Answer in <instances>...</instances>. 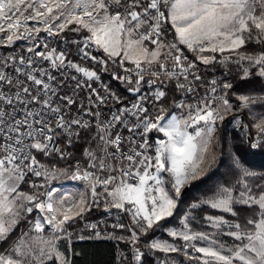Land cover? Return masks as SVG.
I'll use <instances>...</instances> for the list:
<instances>
[{"label":"snow or ice","instance_id":"obj_1","mask_svg":"<svg viewBox=\"0 0 264 264\" xmlns=\"http://www.w3.org/2000/svg\"><path fill=\"white\" fill-rule=\"evenodd\" d=\"M0 48V264H264V0H0Z\"/></svg>","mask_w":264,"mask_h":264},{"label":"trees","instance_id":"obj_2","mask_svg":"<svg viewBox=\"0 0 264 264\" xmlns=\"http://www.w3.org/2000/svg\"><path fill=\"white\" fill-rule=\"evenodd\" d=\"M216 73L222 74L223 69L216 68ZM211 73V71H210ZM243 82L239 80V78L234 79V84H242ZM242 90V89H241ZM119 91H122L120 88ZM231 117H228L221 131V136L227 135L230 142H234L235 147L241 151H243L246 146L239 142V131L233 128L230 123ZM245 158L249 161L251 165L254 166H262L264 165V149L254 150V151H246ZM226 170V162L225 167H221L220 172H224ZM211 181H206L204 184H199L197 187H194L191 191L188 192V195L185 199H188L192 195L198 194L200 189H203L205 186L210 184ZM100 213L93 212L91 218L94 219L99 216ZM75 247L78 251L82 253V255L77 259V264H113L116 245L112 241H104V240H90V241H77L75 242Z\"/></svg>","mask_w":264,"mask_h":264},{"label":"rangeland","instance_id":"obj_3","mask_svg":"<svg viewBox=\"0 0 264 264\" xmlns=\"http://www.w3.org/2000/svg\"><path fill=\"white\" fill-rule=\"evenodd\" d=\"M211 72H213V71H211ZM57 187L60 189L61 194H64V195L75 194L77 191L80 190V184H79V182L70 181V180H66V181H63L61 183H58L57 184Z\"/></svg>","mask_w":264,"mask_h":264},{"label":"built area","instance_id":"obj_4","mask_svg":"<svg viewBox=\"0 0 264 264\" xmlns=\"http://www.w3.org/2000/svg\"><path fill=\"white\" fill-rule=\"evenodd\" d=\"M17 44L19 45V47H27L28 45H27V43L26 42H24V41H19V42H17ZM4 51H10V49H4V48H0V52H4ZM220 75L221 74H219V73H215L214 71L213 72H211L210 74H209V78H212V76H216V77H220ZM105 82H109V83H111L112 84V87L114 88V89H116V90H120V88H122V86L121 85H119L117 82H115V81H110L109 79H108V77L107 76H105ZM97 218H102V216L100 215V216H97L96 218H94V219H97Z\"/></svg>","mask_w":264,"mask_h":264}]
</instances>
